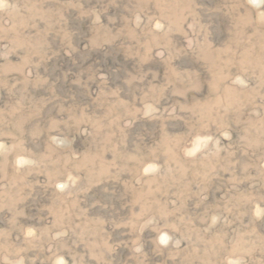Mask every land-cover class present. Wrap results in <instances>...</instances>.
Returning <instances> with one entry per match:
<instances>
[{
    "label": "rangeland",
    "instance_id": "1",
    "mask_svg": "<svg viewBox=\"0 0 264 264\" xmlns=\"http://www.w3.org/2000/svg\"><path fill=\"white\" fill-rule=\"evenodd\" d=\"M0 264H264V0H0Z\"/></svg>",
    "mask_w": 264,
    "mask_h": 264
}]
</instances>
